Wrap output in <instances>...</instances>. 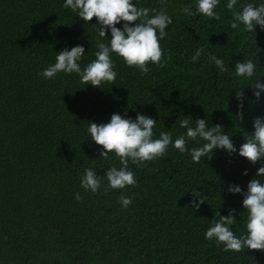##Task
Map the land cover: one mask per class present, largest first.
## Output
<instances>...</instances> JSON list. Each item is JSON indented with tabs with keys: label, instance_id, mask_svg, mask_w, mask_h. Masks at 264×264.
Returning a JSON list of instances; mask_svg holds the SVG:
<instances>
[{
	"label": "trees",
	"instance_id": "obj_1",
	"mask_svg": "<svg viewBox=\"0 0 264 264\" xmlns=\"http://www.w3.org/2000/svg\"><path fill=\"white\" fill-rule=\"evenodd\" d=\"M133 3L162 6L160 0ZM227 3L220 0L217 20L180 14L188 5L195 11L196 0H167L173 23L160 40L163 66L149 63L145 75L112 54L115 84L94 88L75 73L51 79L41 73L55 63L57 52L76 45L85 49L83 69L95 59L97 42L108 43L110 30L99 37L95 17L85 24L63 7L64 0H0V264H264V252L224 251L204 238L230 210L236 218L230 229L237 237L245 234L243 195L227 188L238 185L246 192L252 178L264 183V176L256 177L264 159L253 165L238 155L254 131L253 120L264 117V92L256 100L250 87L257 80L264 84V30L257 25L248 32L242 24L232 29ZM248 3L264 0H237L235 9ZM201 47L205 51L193 63ZM209 53L227 71L211 63ZM245 61L256 64L254 75L236 76V62ZM114 113L148 115L156 119L153 138L169 132L173 141L186 133L180 119L189 117L192 127L206 119L209 128L222 126L237 153L214 149L211 159L194 163L190 150L205 141H188L185 153L170 145L164 158L145 166L129 162L134 187L105 191L106 170L122 165L114 154L99 156L102 146L90 140L87 129L89 122L107 123ZM88 168L101 176L96 193L80 185ZM192 190L205 199L198 210L190 204ZM121 196L132 197L127 209Z\"/></svg>",
	"mask_w": 264,
	"mask_h": 264
},
{
	"label": "clouds",
	"instance_id": "obj_2",
	"mask_svg": "<svg viewBox=\"0 0 264 264\" xmlns=\"http://www.w3.org/2000/svg\"><path fill=\"white\" fill-rule=\"evenodd\" d=\"M219 3L220 0H196L195 11L188 5L180 9V14L203 15L219 20L220 16L215 11ZM160 4L162 6L159 9H149L137 7L133 0H64L63 7L71 8L85 24L95 17L99 37L109 36L106 31L110 30V40L107 44L97 42L99 50L95 52V59L83 69L79 64L85 53L83 46L76 45L71 49L60 50L55 57V63L44 69L41 75L45 79H51L61 72L65 75L75 73L84 86L102 88L104 84H115L117 73L114 71L112 54L121 58L127 67L138 69L141 74L146 75L151 71L149 63L162 67L164 53L160 40L168 35L166 29L173 23V19L166 11L167 0H160ZM236 5L237 0H228L226 4V8L232 12V29H237L238 25L242 24L248 32H255L257 25L264 30V3L259 6L248 3L242 6L241 11L235 9ZM150 12L153 14L150 15ZM117 24H122V29L117 28ZM204 51L203 47L198 48L191 57L192 62L195 63ZM208 59L221 72L227 71L222 59L210 53ZM234 68L236 76L252 77L256 64L252 61L236 62ZM250 87L253 89V96L259 100L264 92V84L257 80ZM236 98L238 109L242 110L243 92L238 90ZM237 116L240 120L244 118L242 111H238ZM155 124L156 119L140 113H137L135 119L114 113L107 123L89 122L87 132L90 140L102 146L99 156L107 159L109 154H114L122 165L119 169L113 166L106 170L104 176L108 183L105 191L134 187L137 181L134 173L128 170L129 162L145 166L146 162L164 158L170 145L180 153H185L189 152L188 141H205L202 146L190 150L194 163H200L201 158L211 159L214 149L224 150L229 155L237 153L230 136L224 134L222 126L216 124L209 128L206 119H196L194 127L190 126L189 117L180 119V127L186 129V133L174 141L169 132H161L159 138L154 139ZM253 128L251 135L245 137V142L240 145L238 155L255 165L264 159V117H256L253 120ZM209 153L212 155L209 156ZM242 174L247 175V170ZM257 176H264V165L257 169ZM80 185L86 191L96 193L101 187V176L92 168H88L81 178ZM227 191L243 195L242 208L247 212L245 234L237 237L230 229L229 226L236 220L233 215L235 210H230L226 216L218 213L219 221L206 230L205 240H215L217 246H223L224 251L242 252L248 249L264 252V183L252 178L247 184L246 192H242L238 185H229ZM191 195L193 199L190 204L194 210H198L205 202L204 196L195 190H192ZM75 199H81L78 193ZM119 203L127 209L132 203V197L121 196Z\"/></svg>",
	"mask_w": 264,
	"mask_h": 264
}]
</instances>
